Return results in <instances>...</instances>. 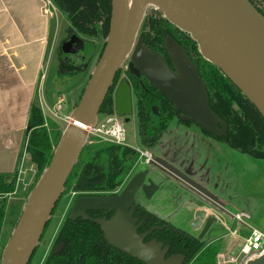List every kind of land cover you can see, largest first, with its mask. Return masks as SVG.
Listing matches in <instances>:
<instances>
[{"label":"trees","instance_id":"16d2710c","mask_svg":"<svg viewBox=\"0 0 264 264\" xmlns=\"http://www.w3.org/2000/svg\"><path fill=\"white\" fill-rule=\"evenodd\" d=\"M51 1L64 12L68 20L67 37H70L68 42H71L72 38H78L88 46L82 50L84 52L82 58H75L68 55L69 52H65L64 48L68 42L62 41L57 49V74L62 77L83 72L95 49L94 40L103 42L100 55L104 49L111 20V0ZM242 1L264 19V0ZM137 36L140 44L165 61L170 71L175 70V65L166 40L174 41L183 50L203 83L207 106L217 117V126L222 128L218 137L230 148L253 159L264 161L263 115L221 68L201 53L197 40L190 32L171 23L161 10L152 6L144 9L137 27ZM120 74L121 64L97 115L102 112L113 114V91ZM129 78L135 98L139 142L143 148L150 150L157 145L162 133L173 119L178 118L187 123L190 120L180 119L179 116L183 112L177 110L173 103L145 78L130 75ZM50 124V127L45 125L42 110L35 103L32 104L16 168L10 174H0V196L15 190L20 158L24 150L29 154L30 161L36 165L39 178L48 168L62 137L60 129L55 124ZM139 157V151L125 144L86 141L61 195L72 192L78 195L110 194L124 184ZM14 208L16 207L11 206L7 209L5 201H0L1 248L6 246L22 213ZM86 214L89 218L82 216L75 219L69 216L64 218L54 242L55 248L58 246L60 248L50 251L43 264H145L110 245L104 238L100 224L94 219L108 220L112 217L110 216L112 211L92 210ZM139 216L142 220L145 219V222L138 231H145L153 226H164L166 223L149 212ZM153 237L162 241V244H167L169 253L183 254L185 256L183 264H216V254L221 247L220 239L205 244L201 240L178 234L167 227L155 229L147 238ZM36 250L37 248L35 252ZM2 254L0 252V262ZM34 254L28 264H31Z\"/></svg>","mask_w":264,"mask_h":264},{"label":"water","instance_id":"95a60500","mask_svg":"<svg viewBox=\"0 0 264 264\" xmlns=\"http://www.w3.org/2000/svg\"><path fill=\"white\" fill-rule=\"evenodd\" d=\"M146 4L157 7L171 23L190 32L197 40L201 53L221 68L264 117V19L242 0H131L130 7L128 0H111V20L104 49L78 105L73 110L71 121L62 133L48 168L28 197L5 246L0 264L30 262L77 156L86 142L87 132L84 126H89L96 120L102 100L137 30ZM74 42L77 45L73 46ZM73 43L66 44L65 52H77L88 47L78 38ZM141 48L138 41L130 55V73L136 77H144L177 110L182 111L191 122L200 125V115L190 99L170 80V69L165 61L160 59L156 63H148L141 54ZM132 98L130 81L122 77L113 91V112L125 122L133 115ZM151 163L203 198L217 202L216 198L184 178L163 160L155 158ZM147 174V169L135 172L117 195H78L69 218H89L86 212L92 210L114 211L108 220L94 219L100 224L104 238L110 245L145 264H183L184 256L165 258L168 247H162L161 242L154 239L143 242L146 235L167 226H153L141 234L136 232V218H133L131 209L134 195L141 189L149 199L159 189V184L153 179H145ZM196 213L198 216L194 219V227L199 225V217L203 215L202 212ZM216 220L211 214L207 216L199 238L203 237ZM245 264H264V254Z\"/></svg>","mask_w":264,"mask_h":264},{"label":"rangeland","instance_id":"374dc122","mask_svg":"<svg viewBox=\"0 0 264 264\" xmlns=\"http://www.w3.org/2000/svg\"><path fill=\"white\" fill-rule=\"evenodd\" d=\"M52 3L55 9L52 10L53 18L50 21V29L53 31L49 37L46 63L34 98L35 104L42 110L46 126L50 127V123L55 124L63 133L70 122L68 118L72 117L74 107L79 103L98 63L103 42L94 40L95 49L89 64L83 72L69 76H58L57 48L60 40L67 34L69 23L64 12L53 1ZM130 3L131 0H128L129 7ZM152 6V4H146L145 9L152 8ZM137 44L136 30L120 63L121 73L124 74L123 71H125L132 50ZM166 44L175 65V70L169 71L168 76L174 85L190 99L200 115L201 123L197 125L191 121L187 123L175 118L164 130L157 145L150 150H146L139 142L133 94L134 113L129 117L128 122L123 123L125 128L124 144L137 150L147 151L153 159L163 160L166 165L171 166L184 178L196 184L201 190L206 191L212 198H216L222 205H225L228 211L245 212L250 217L248 222L251 225L264 229V161L253 159L230 148L218 137L222 132V128L217 126L218 119L207 106L202 81L197 76L183 50L171 39H167ZM141 54L151 64L160 60L156 53L143 46ZM44 100L46 101V107L45 104L43 105ZM59 101L63 108L60 116L56 117L53 113ZM41 105L44 106L45 112ZM103 114L104 112L98 113L96 119L99 120ZM145 159L144 156L139 157L130 174L149 167L152 171L158 173L160 177L166 179L164 187L161 186L160 190L151 199L142 201L149 212L167 221L172 226L185 230L188 227L184 225V217L191 214V211L186 210V205L190 203L194 206L204 204L214 209L231 231L236 230L239 235L246 233L243 226L231 218L229 214L211 204L209 200L203 198L194 190L182 185L159 167L146 164ZM38 178L39 173L36 165L30 161V157L27 158L26 156L24 159L22 154L15 190L0 196V201H5L7 209L15 206L14 209L22 211L30 193L38 182ZM122 187L123 185L119 187V190ZM77 196L78 194L73 192L61 195L53 214L48 220L43 237L37 245L31 264H43L50 251L59 249L60 246L56 248L54 246L56 234L64 218L70 215L73 202ZM211 228L210 239L205 244L220 238L221 247L216 254V264H225L223 261L226 258V251L235 252L241 239L233 237L229 229H226L223 225L221 226L219 222L213 224ZM187 231L192 232L190 229ZM4 249L5 246L1 248L0 245V252L3 253ZM238 262H240V258L228 264Z\"/></svg>","mask_w":264,"mask_h":264},{"label":"crops","instance_id":"0c3cea01","mask_svg":"<svg viewBox=\"0 0 264 264\" xmlns=\"http://www.w3.org/2000/svg\"><path fill=\"white\" fill-rule=\"evenodd\" d=\"M43 9L44 0H0V174L14 172L36 102L53 31Z\"/></svg>","mask_w":264,"mask_h":264},{"label":"built area","instance_id":"2783aa9c","mask_svg":"<svg viewBox=\"0 0 264 264\" xmlns=\"http://www.w3.org/2000/svg\"><path fill=\"white\" fill-rule=\"evenodd\" d=\"M54 5L51 0H44V13L53 16ZM61 101V100H60ZM60 101L57 104L55 112L53 113L56 117L60 116L63 106ZM123 119L114 114H103L99 120H95L93 124L84 126L87 132L86 141L91 142H111L116 144H124L125 142V128L123 127ZM45 125H47L45 123ZM137 150V149H136ZM140 153V157L144 156L146 162L151 161L152 158L147 151L137 150ZM231 218L238 221L246 233L239 235L237 231H231L227 225L222 222V225L229 229L233 237L241 239L239 246L235 252L228 250L226 251V258L223 263L228 264L232 261H237L240 258V262L235 264H245L249 260H253L262 254H264V229H260L256 226L251 225L248 222L250 218L245 212H229ZM236 234V235H235ZM235 235V236H234ZM231 254V255H230ZM222 256V254H221ZM218 257V256H217ZM223 257V256H222ZM231 259V260H230Z\"/></svg>","mask_w":264,"mask_h":264},{"label":"flooded vegetation","instance_id":"af4514ba","mask_svg":"<svg viewBox=\"0 0 264 264\" xmlns=\"http://www.w3.org/2000/svg\"><path fill=\"white\" fill-rule=\"evenodd\" d=\"M67 35L68 34H66V36L64 37V38H62L61 40H60V42H59V44H58V48L60 47V43L63 41V43L65 42L66 43V41L68 42L69 41V39H70V37L68 38L67 37ZM76 38H72V40H71V43H73V41L75 40ZM66 44H69V42L68 43H66ZM82 44L83 45H85L83 42H82ZM75 45H77V43H73V46H75ZM57 48V49H58ZM83 54H84V52L81 50V49H79L77 52H71V53H69L68 55H70V56H72V57H77V58H82L83 57ZM129 60H130V58H129ZM128 63H129V61H128ZM128 63H127V65H126V67H125V71H123L124 72V74L123 73H121V76L119 77V79H118V81L122 78V77H126L129 81H130V78H129V75L130 76H133V77H135V78H144V77H136L134 74H132V73H130V71L128 70ZM122 74H123V76H122ZM148 81V80H147ZM130 84H131V81H130ZM131 87H132V84H131ZM132 94H133V88H132ZM132 101H133V103H134V100H133V98H132ZM136 107V106H135ZM133 113H134V111H133ZM184 117H183V116ZM179 118L180 119H184V118H188L184 113L183 114H181L180 116H179ZM123 119V118H122ZM123 122L124 123H126L125 121H124V119H123ZM152 160H153V158H152ZM152 160L151 161H148V162H145L146 164H152L151 162H152ZM152 165H154V164H152ZM156 167V166H155ZM144 169H147L148 170V174L146 175V178L145 179H147V178H151V179H153V181L154 182H156L157 184H159V189L158 190H160V187L161 186H163L164 187V185H165V183H166V179H164L163 177H160V175L158 174V173H156V172H154V171H152L149 167H145V168H142V169H139V170H137V171H140V170H144ZM161 169V168H160ZM137 171H135V172H137ZM164 171V170H163ZM135 172H133V174L135 173ZM133 174H130V177L133 175ZM129 177V178H130ZM128 178V177H127ZM129 178H128V180H129ZM127 180V181H128ZM126 181V182H127ZM145 182H146V180H145ZM125 183V182H124ZM126 184V183H125ZM123 186H124V184H122ZM121 185V186H122ZM183 185V184H182ZM123 188V187H122ZM121 188V189H122ZM169 188V187H168ZM120 189V190H121ZM163 189V188H162ZM120 190H119V187L117 188V189H115L114 191H112L110 194L111 195H117V194H119V192H120ZM157 190V191H158ZM157 191L152 195V197L157 193ZM197 193V192H196ZM198 194V193H197ZM200 195V194H199ZM202 196V195H201ZM151 197V198H152ZM150 198V199H151ZM207 200H209V202L211 203V204H213V205H215V206H217L219 209H221V210H223L225 213H227V214H229V212L230 211H228L226 208H225V205H222L220 202H219V204L217 203V202H215L214 200H210V199H208V198H206ZM145 200H148L146 197H145V195H144V193L141 191V189H139L137 192H136V194L134 195V202L132 203V206H131V209H132V211H133V217L134 218H136V223H135V225L137 226V229H136V232L138 233V234H141V233H144V232H146V231H148V230H145V231H138V229L142 226V224L145 222V219H141L140 218V216L139 215H142L143 213H145V212H149L148 210H147V208L145 207V204L142 202V201H145ZM142 206V207H141ZM186 210L187 211H191V214H187L186 215V217H184V225H186L188 228H186L187 230H191L192 232L190 233V231H187L186 229L185 230H182V229H179V228H176V227H174V226H172L170 223H168L167 221H165V220H162V219H160L158 216H156L155 214V216L159 219V220H162V221H165L166 223L164 224V226H167V228H169L170 230H172V231H174V232H176V233H178V234H183V235H186L187 237H194V238H196V239H198V240H201V241H203V242H206L208 239H210V235H211V230H212V225L213 224H215V223H220V225L222 226V220L220 219V217H219V215L215 212V210L214 209H212L210 206H208V205H204V204H200V205H196V206H194V204H192V203H190V204H187L186 205ZM196 212H202V216L201 217H199L200 218V223H199V225L197 226V227H194L193 226V222H194V219L196 218V216H198V213H196ZM239 212H242V211H239ZM149 213H151V212H149ZM233 213H237V212H233ZM114 214V211H112V214H110V216H112ZM209 214H211V215H213V216H215L216 217V222H213L212 224H211V226L207 229V231L204 233V235H203V237L202 238H199V234H200V232L202 231V229H203V226H204V222H205V220H206V218H207V216L209 215ZM152 234V232L150 233V234H148V235H146L145 237H144V239H143V242H149L150 240H156L157 242L159 241V242H162V241H160V240H158L156 237H153V238H147V237H149L150 235ZM217 239H220V238H217ZM216 239V240H217ZM214 241V240H213ZM165 246H167L168 247V250L166 251V253H165V258H169V257H171V256H184L183 254H181V253H169V246L167 245V244H162V247H165ZM60 248V247H59ZM185 257V256H184Z\"/></svg>","mask_w":264,"mask_h":264},{"label":"bare ground","instance_id":"6f19581e","mask_svg":"<svg viewBox=\"0 0 264 264\" xmlns=\"http://www.w3.org/2000/svg\"><path fill=\"white\" fill-rule=\"evenodd\" d=\"M69 121H71V118H68Z\"/></svg>","mask_w":264,"mask_h":264}]
</instances>
